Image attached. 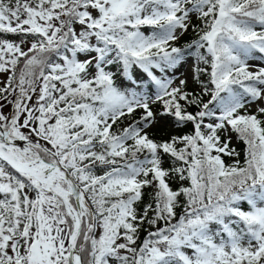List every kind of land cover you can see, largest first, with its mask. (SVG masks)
Here are the masks:
<instances>
[{
	"label": "snow or ice",
	"instance_id": "obj_1",
	"mask_svg": "<svg viewBox=\"0 0 264 264\" xmlns=\"http://www.w3.org/2000/svg\"><path fill=\"white\" fill-rule=\"evenodd\" d=\"M0 264H264V0H0Z\"/></svg>",
	"mask_w": 264,
	"mask_h": 264
}]
</instances>
